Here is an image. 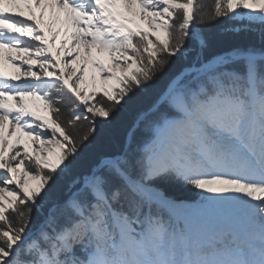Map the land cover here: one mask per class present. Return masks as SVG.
<instances>
[{
	"label": "snow or ice",
	"instance_id": "6c2138e0",
	"mask_svg": "<svg viewBox=\"0 0 264 264\" xmlns=\"http://www.w3.org/2000/svg\"><path fill=\"white\" fill-rule=\"evenodd\" d=\"M0 264H264V0H0Z\"/></svg>",
	"mask_w": 264,
	"mask_h": 264
},
{
	"label": "trees",
	"instance_id": "16d2710c",
	"mask_svg": "<svg viewBox=\"0 0 264 264\" xmlns=\"http://www.w3.org/2000/svg\"><path fill=\"white\" fill-rule=\"evenodd\" d=\"M207 2L210 3L211 0H207ZM168 192L170 196H172L173 198L177 200L188 201L194 198L193 196L194 189L186 187V186L171 188V189H168Z\"/></svg>",
	"mask_w": 264,
	"mask_h": 264
},
{
	"label": "rangeland",
	"instance_id": "374dc122",
	"mask_svg": "<svg viewBox=\"0 0 264 264\" xmlns=\"http://www.w3.org/2000/svg\"><path fill=\"white\" fill-rule=\"evenodd\" d=\"M8 71L11 72L12 69L9 67V68H8ZM189 188H190V187H189ZM193 196H194V198H192V199H190V200H188V201H185V202L192 203V202H194V201H196V200L199 199V197H198V195H197V190H195V189H194V192H193Z\"/></svg>",
	"mask_w": 264,
	"mask_h": 264
}]
</instances>
